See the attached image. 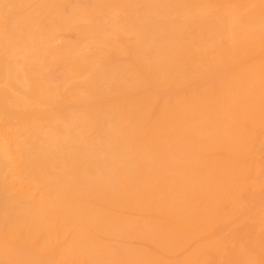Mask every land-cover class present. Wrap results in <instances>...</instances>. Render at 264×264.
<instances>
[{
	"label": "bare ground",
	"instance_id": "6f19581e",
	"mask_svg": "<svg viewBox=\"0 0 264 264\" xmlns=\"http://www.w3.org/2000/svg\"><path fill=\"white\" fill-rule=\"evenodd\" d=\"M0 264H264V0H0Z\"/></svg>",
	"mask_w": 264,
	"mask_h": 264
}]
</instances>
